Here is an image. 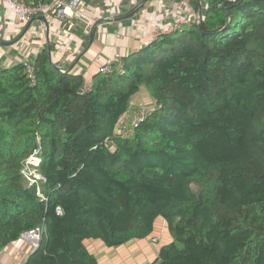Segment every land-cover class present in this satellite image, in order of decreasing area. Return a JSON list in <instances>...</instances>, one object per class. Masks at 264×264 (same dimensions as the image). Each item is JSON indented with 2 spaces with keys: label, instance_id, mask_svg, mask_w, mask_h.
Segmentation results:
<instances>
[{
  "label": "trees",
  "instance_id": "trees-1",
  "mask_svg": "<svg viewBox=\"0 0 264 264\" xmlns=\"http://www.w3.org/2000/svg\"><path fill=\"white\" fill-rule=\"evenodd\" d=\"M188 2L199 20L85 91L49 49L0 67V251L38 228L22 264H99L87 239L143 240L162 217L172 240L145 264H264V0ZM141 89L153 105L127 129Z\"/></svg>",
  "mask_w": 264,
  "mask_h": 264
},
{
  "label": "crops",
  "instance_id": "crops-1",
  "mask_svg": "<svg viewBox=\"0 0 264 264\" xmlns=\"http://www.w3.org/2000/svg\"><path fill=\"white\" fill-rule=\"evenodd\" d=\"M84 2L66 20L58 19L51 12L38 14L25 31L27 24L6 22L11 10L0 1V41L9 43L0 45V67L29 61L41 49H49L53 63L71 73L81 74L90 83L99 67L114 54L126 56L151 40L166 22V9L171 8L166 1L161 4L158 0L147 1L139 11L127 4L120 14L109 20L107 16L111 12L104 7L103 0ZM152 105L144 89L133 96L122 120L127 129L141 107ZM171 240L165 220L158 217L153 231L143 240L129 241L115 248L93 239H87L85 244L99 264H145L153 261L160 247ZM31 250L27 243L16 241L0 251V264H22Z\"/></svg>",
  "mask_w": 264,
  "mask_h": 264
},
{
  "label": "built area",
  "instance_id": "built-area-1",
  "mask_svg": "<svg viewBox=\"0 0 264 264\" xmlns=\"http://www.w3.org/2000/svg\"><path fill=\"white\" fill-rule=\"evenodd\" d=\"M2 3L6 4L11 10V15L6 18V22L27 24L32 21L38 14H47L51 12L60 20H66L67 16L74 14L85 2L84 0H52L48 5H34L28 4L24 0H0ZM159 3L166 1L170 5V9H166V22L162 27L157 29L154 34L155 37L159 32H168L175 29L181 28L183 25L188 24L194 20H199L200 15L194 9L190 7L188 0H158ZM104 7H108L111 14L107 16V19L111 20L117 14L121 13L122 7L124 5H129L131 7H139L143 4L141 0H103ZM94 18V17H93ZM98 19H95L97 22ZM4 22V23H6ZM121 56L119 53L114 54L112 59L106 61L99 67V72L102 74H108L113 71H117L120 74L124 72L123 63L121 61ZM26 61V60H25ZM30 71V68L28 69ZM90 84L87 82L82 87V91L87 90ZM145 117V111L141 110L138 115L134 118V122L140 121ZM35 157V159H33ZM34 160V161H33ZM39 164V159L37 157V152L35 151L26 160L21 173L26 178L30 186H36L37 192L40 193L39 180L43 177L38 173L37 167ZM30 165L34 166L36 172L31 173L29 171ZM20 241L27 243L31 248L37 246L40 240V230L38 228L29 230L21 234ZM156 242V239H152Z\"/></svg>",
  "mask_w": 264,
  "mask_h": 264
},
{
  "label": "water",
  "instance_id": "water-1",
  "mask_svg": "<svg viewBox=\"0 0 264 264\" xmlns=\"http://www.w3.org/2000/svg\"><path fill=\"white\" fill-rule=\"evenodd\" d=\"M134 9H137V7H134ZM33 20H34V19H33ZM33 20H32V21H33ZM32 21H30V22L27 23V25H26V27H25V31L29 28V26H30V24L32 23ZM7 44H9V43H5V42L0 41V45H2V46H5V45H7Z\"/></svg>",
  "mask_w": 264,
  "mask_h": 264
},
{
  "label": "rangeland",
  "instance_id": "rangeland-1",
  "mask_svg": "<svg viewBox=\"0 0 264 264\" xmlns=\"http://www.w3.org/2000/svg\"><path fill=\"white\" fill-rule=\"evenodd\" d=\"M17 38V37H16ZM142 108V110L144 111V108L143 107H141ZM135 118V117H134ZM134 120V119H133ZM120 131V130H119ZM33 159H35V157H33ZM34 161V160H33ZM29 171H31V173H34V172H36V170H35V168H34V166H32V165H30V167H29V169H28ZM17 241H19V239L17 240Z\"/></svg>",
  "mask_w": 264,
  "mask_h": 264
}]
</instances>
